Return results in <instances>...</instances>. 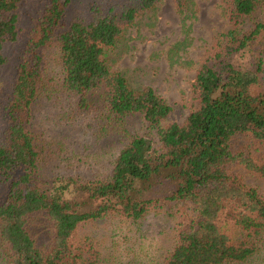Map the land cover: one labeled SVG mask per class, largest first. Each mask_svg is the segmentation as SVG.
Listing matches in <instances>:
<instances>
[{
    "label": "trees",
    "instance_id": "16d2710c",
    "mask_svg": "<svg viewBox=\"0 0 264 264\" xmlns=\"http://www.w3.org/2000/svg\"><path fill=\"white\" fill-rule=\"evenodd\" d=\"M21 1L0 0V66L2 46L17 36ZM132 1L68 20L71 0H45L31 23L2 109L3 264H107L97 252L87 251L84 259L79 245L86 224L133 223L171 205L189 207L184 212L189 216L177 227L162 264H239L256 251L264 233V194L247 188L231 168L264 180V157L256 152L264 149V0L227 3L231 29L195 72L194 106L181 124H165L171 107L152 88L134 91L106 66L105 55L123 29L163 0ZM171 1L180 6L183 0ZM54 87L73 96L81 109L86 93L101 90L104 118L121 127L126 117L138 116L143 133H124L125 143L107 172L39 179L42 155L28 127L32 106L50 97ZM244 134L259 145L254 159L231 150L233 139ZM40 220L49 227L42 247L33 232L43 226Z\"/></svg>",
    "mask_w": 264,
    "mask_h": 264
},
{
    "label": "rangeland",
    "instance_id": "374dc122",
    "mask_svg": "<svg viewBox=\"0 0 264 264\" xmlns=\"http://www.w3.org/2000/svg\"><path fill=\"white\" fill-rule=\"evenodd\" d=\"M44 1H21L16 10V39L2 46L0 137L6 125L2 109L8 100L31 23ZM229 1L183 0L177 6L171 0H163L140 12L106 53V66L109 71L122 75L134 91L152 88L171 107L165 124H181L194 106L190 85L195 72L203 60L216 51L218 37L231 29L226 15ZM132 3V0H71L65 9L66 18H85L93 10L104 12ZM47 63L50 73L54 74L56 66L50 53ZM260 83L264 87V65ZM57 90L54 87V92L49 93L51 96L40 98L31 110L28 129L42 155L39 179L69 174L92 177L107 172L125 143L124 133H143L138 116L126 117L121 127L104 118L101 90L85 94L87 106L83 109L74 104L73 96ZM258 147L245 134L231 143V150L253 159L257 154L264 157V149L256 150L257 154L254 151ZM231 171L247 188L264 194V180L257 174L238 166ZM2 195L0 186V197ZM188 208L167 206L133 223L105 219L86 224L80 231L82 255L86 259L87 251L97 252V258L107 264H162L173 244L177 227L188 219L189 214H184ZM40 222L43 226L33 230L38 247L46 244L49 229L44 220ZM263 263L264 233L259 237L252 257L239 264ZM0 264H3L1 255Z\"/></svg>",
    "mask_w": 264,
    "mask_h": 264
}]
</instances>
